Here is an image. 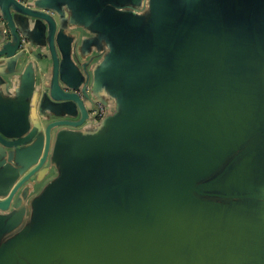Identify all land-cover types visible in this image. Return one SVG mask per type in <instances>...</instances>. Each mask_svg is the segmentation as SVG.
Wrapping results in <instances>:
<instances>
[{
	"label": "water",
	"instance_id": "water-1",
	"mask_svg": "<svg viewBox=\"0 0 264 264\" xmlns=\"http://www.w3.org/2000/svg\"><path fill=\"white\" fill-rule=\"evenodd\" d=\"M0 264H264V0H0Z\"/></svg>",
	"mask_w": 264,
	"mask_h": 264
},
{
	"label": "built area",
	"instance_id": "built-area-1",
	"mask_svg": "<svg viewBox=\"0 0 264 264\" xmlns=\"http://www.w3.org/2000/svg\"><path fill=\"white\" fill-rule=\"evenodd\" d=\"M105 114V108L101 105H99V117L98 118H102Z\"/></svg>",
	"mask_w": 264,
	"mask_h": 264
}]
</instances>
